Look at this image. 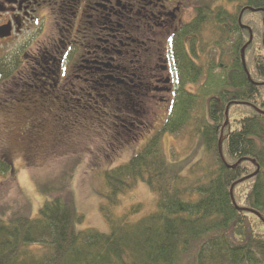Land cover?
Masks as SVG:
<instances>
[{"label":"trees","instance_id":"1","mask_svg":"<svg viewBox=\"0 0 264 264\" xmlns=\"http://www.w3.org/2000/svg\"><path fill=\"white\" fill-rule=\"evenodd\" d=\"M237 2L238 13L223 12L216 23L210 41L219 46L205 48L219 60H176L182 88L170 118L128 162L101 172L99 208L110 232L79 229L85 217L69 191L75 158L41 183L46 200L35 216L14 205L0 210V264H264V114L256 109L264 110V0ZM246 4L255 20L246 59L251 79L241 51L249 42L248 11L238 22ZM183 133L193 138L189 160H169L164 136ZM220 140L227 164L248 159L228 166ZM12 169L10 159H0V175ZM139 182L157 195V209L139 220L141 203L115 212Z\"/></svg>","mask_w":264,"mask_h":264},{"label":"flooded vegetation","instance_id":"2","mask_svg":"<svg viewBox=\"0 0 264 264\" xmlns=\"http://www.w3.org/2000/svg\"><path fill=\"white\" fill-rule=\"evenodd\" d=\"M217 1L0 0V159H11L6 140L41 141L47 125L87 122L135 140L155 125L146 116L155 105L164 124L182 88L176 60H219L205 48L219 46L210 40L222 13L238 12L215 10Z\"/></svg>","mask_w":264,"mask_h":264},{"label":"rangeland","instance_id":"3","mask_svg":"<svg viewBox=\"0 0 264 264\" xmlns=\"http://www.w3.org/2000/svg\"><path fill=\"white\" fill-rule=\"evenodd\" d=\"M236 5L238 2L219 0L212 7L215 10L221 7L234 12ZM249 37L248 32L245 34L246 40H249ZM245 51V60H251L249 54L252 48ZM159 106L164 108L162 104ZM149 109L147 120L155 125L149 131L146 130L148 132L143 138L141 136L135 140L120 139L117 128L106 129L97 125L92 127L87 122L79 123L87 126H79L76 130L55 129L47 125L41 128V141L38 138L36 142L28 141L22 146L18 143L9 144L6 140L5 145L11 147L6 148L11 152L13 169L11 174L0 175V210L14 205L30 211L35 216L46 200V196L41 193V183L56 178L61 170L71 167L73 159L76 158L80 161L69 184V191L78 211L85 217L79 229L94 228L100 232H110V227L99 208L103 201L100 194L103 187L101 172L128 162L163 125L164 111L160 112L157 105ZM233 118L229 116L228 123H232ZM183 134L185 138L182 139L172 134L164 136L163 148L169 160L173 156H177V160H189L191 151L188 146L193 138L190 139L187 133ZM1 146L3 145L0 141V151L5 149ZM21 148L27 149L26 155L25 150L22 151ZM201 155L202 153L200 157ZM194 157L196 160L199 154ZM184 171L187 173V167ZM137 203L143 204V210L134 215V220H139L157 209V195L143 182H139L133 190L121 196L115 212L120 214Z\"/></svg>","mask_w":264,"mask_h":264},{"label":"water","instance_id":"4","mask_svg":"<svg viewBox=\"0 0 264 264\" xmlns=\"http://www.w3.org/2000/svg\"><path fill=\"white\" fill-rule=\"evenodd\" d=\"M239 22L241 23V18L239 19ZM251 40H252V36H251L250 41H251ZM246 47H247V44L244 45V47H243L242 50H241V51H242V62H243V65H244L245 70L247 71V73H248V75H249V78L251 79V77H250V73H249V71H248V69H247L246 60H245V50H246ZM235 103H237V102L234 101V102H231V103H229V104L227 105V110H226V115H227V116H226V117H227V118H226V123H228V120H229V108H230V105H231V104H235ZM256 109H257L258 112L264 114V110H261V109H259V108H257V107H256ZM219 153H220V156H221V158L223 159V161L226 162V161H225V158H224V154H223V149H222V140H220V143H219ZM246 159H248V158L240 159V160H238V161H237L235 164H233V165L227 164V162H226V164H227L228 166L234 168V167H236L237 165H239L243 160H246ZM258 171H259V168H258V170H257L254 174L249 175V176H246V177H244V178H241V179L239 180V182H243V181L249 179L250 177H252L253 175H255Z\"/></svg>","mask_w":264,"mask_h":264}]
</instances>
